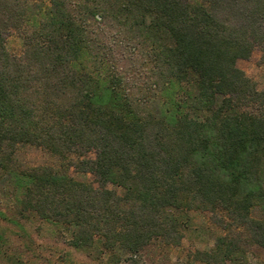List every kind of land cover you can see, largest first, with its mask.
<instances>
[{
	"label": "trees",
	"instance_id": "16d2710c",
	"mask_svg": "<svg viewBox=\"0 0 264 264\" xmlns=\"http://www.w3.org/2000/svg\"><path fill=\"white\" fill-rule=\"evenodd\" d=\"M263 41L264 0H0V176L17 215L119 260L179 245L180 213L209 211L224 233L196 259L264 264V88L237 64ZM22 146L54 162L22 166Z\"/></svg>",
	"mask_w": 264,
	"mask_h": 264
},
{
	"label": "rangeland",
	"instance_id": "374dc122",
	"mask_svg": "<svg viewBox=\"0 0 264 264\" xmlns=\"http://www.w3.org/2000/svg\"><path fill=\"white\" fill-rule=\"evenodd\" d=\"M6 46L12 53L21 52L22 40L16 32L7 36ZM237 64L258 88H264V41L254 47L249 58L239 59ZM89 155L94 156L93 153ZM16 158L22 166L54 162V157L47 151L34 146L20 147ZM71 174L95 187H102L94 174L74 169ZM107 187L114 186L108 183ZM8 190L7 181L0 176V264H208L196 259L195 254L213 247L216 238L224 233L211 212L184 211L180 213L185 226L179 245L169 246L156 241L141 256L126 259L124 255L116 260L113 251H85L72 247L68 243L72 229L65 225L53 224L34 215H17ZM96 247L100 246L97 244ZM253 252L259 260H264L263 250Z\"/></svg>",
	"mask_w": 264,
	"mask_h": 264
}]
</instances>
